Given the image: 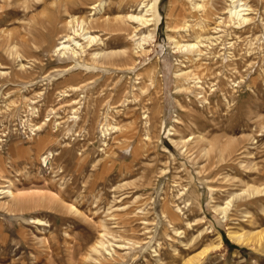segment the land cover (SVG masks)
<instances>
[{
	"label": "rangeland",
	"instance_id": "rangeland-1",
	"mask_svg": "<svg viewBox=\"0 0 264 264\" xmlns=\"http://www.w3.org/2000/svg\"><path fill=\"white\" fill-rule=\"evenodd\" d=\"M240 4L0 0V264H264V0Z\"/></svg>",
	"mask_w": 264,
	"mask_h": 264
},
{
	"label": "bare ground",
	"instance_id": "bare-ground-1",
	"mask_svg": "<svg viewBox=\"0 0 264 264\" xmlns=\"http://www.w3.org/2000/svg\"><path fill=\"white\" fill-rule=\"evenodd\" d=\"M231 2H232V6H231V9L229 10V13H230V15H231V21H235L234 20V18L237 20V22L235 23V24H237L238 26H240V25H243V24H246V23H248L249 21H250V18H248L249 17V15L247 16V14H246V12L247 11H249V6H247V5H237V2H238V0H231ZM143 5H144V3H143ZM142 5V6H143ZM146 7H148V6H145V8ZM199 8V7H198ZM146 13L145 14H140V15H136V16H134V15H130L129 16V18L131 19V20H133V21H136V22H138L139 23V25L140 26H145V27H147V26H151L150 25V23L153 21L152 19H150L148 16H147V14L150 12V9H148V10H146L145 11ZM244 12V13H243ZM247 16V17H246ZM115 22H117V20L115 21ZM71 23V22H70ZM81 23V25H82V22H80ZM202 24V23H201ZM79 27V26H78ZM82 31V33H80L78 30H75L74 29V31H73V35H67L66 37H65V39L59 44V46H58V50L57 51H64L63 52V55H65V54H70V56L71 57H73V58H76V57H78V55H79V52L76 50V46H78L80 49H81V47H82V44H79V42L77 41L76 42V37H80V38H84L85 39V41L87 40V42L89 43V45L90 44H93V43H95V42H97V37L96 36H92V35H89V33L88 32H85L84 33V29H82V27L80 28ZM201 36H199L198 38H200ZM153 38V36H152V34H149V35H147V36H143V37H141L140 39H141V42L139 43V46L140 47H142L143 46V44L144 43H146V41H148V40H151ZM72 43V44H74L75 45V47H73L72 48V46L73 45H70V44H68V43ZM201 44V41H197L196 43H193V44H188V45H184V46H182V48L184 49H195L196 47H198L199 45ZM88 45V46H89ZM83 48L85 49V47L83 46ZM82 48V49H83ZM181 48V47H180ZM79 50V49H78ZM81 51V50H80ZM199 51V50H198ZM200 52V51H199ZM105 55V54H104ZM104 55L102 56V54L101 53H94L93 55H92V57L94 58V59H97V58H99L100 56H102V57H104ZM129 59V58H128ZM102 62V61H101ZM103 64V63H102ZM101 64V65H102ZM178 146V145H177ZM255 193H258V189H256L255 188ZM3 192V191H2ZM10 194L11 196H13V193L11 192V191H7L5 194ZM3 194V193H2ZM15 198V197H14ZM221 209H223V208H221ZM167 218H168V216H167ZM170 220H173V217L172 216H170ZM108 233V232H107ZM236 234V233H235ZM231 237L232 238H235L237 241H240V238H241V235H231ZM248 238V237H247ZM246 238V239H247ZM251 239V238H250ZM247 241V240H246ZM252 241V240H251ZM248 242H249V240H248ZM101 243V242H100ZM103 248H105V246L104 245H102V244H100ZM218 247V246H217ZM216 247V248H217ZM97 248H99V247H97ZM215 250V249H214ZM95 251H97L96 250V248H95ZM101 252V251H100ZM208 251H205V252H203L201 255H200V257H194L193 259L191 258V260H189V261H187V263L186 264H200L201 263V261H202V257L204 256V254H206ZM209 253V252H208ZM108 254V253H107Z\"/></svg>",
	"mask_w": 264,
	"mask_h": 264
}]
</instances>
